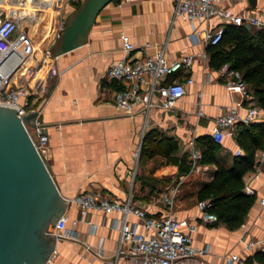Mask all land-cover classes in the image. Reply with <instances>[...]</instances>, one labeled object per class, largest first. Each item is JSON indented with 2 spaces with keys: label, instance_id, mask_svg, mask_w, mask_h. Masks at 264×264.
Returning a JSON list of instances; mask_svg holds the SVG:
<instances>
[{
  "label": "crops",
  "instance_id": "1",
  "mask_svg": "<svg viewBox=\"0 0 264 264\" xmlns=\"http://www.w3.org/2000/svg\"><path fill=\"white\" fill-rule=\"evenodd\" d=\"M174 1L110 0L97 13L84 43L58 54L50 69L42 62L30 82L37 79L35 106L48 134L40 153L63 196L98 190L124 199L131 193L132 203L145 208L148 214L165 212L161 192L168 183L179 181L173 213L182 219L183 229L189 231L194 244L210 245L203 264H223L226 254L240 253L247 258L255 251L242 249L241 235L264 236V204L259 201L264 195V171L253 166L243 174L256 197L239 226L231 228L225 222L201 218L198 190L213 177L216 163L200 161L197 168L191 169L188 139L194 137L202 151L206 142L196 137L210 134L214 117L231 103H238L241 95L227 86L226 75L209 62L210 53L202 35L205 28L219 19L192 23L183 20L174 16ZM225 2L236 11L249 9L264 17V0H256L255 5L249 0ZM47 19L45 30L34 37L36 42L41 36L44 47L56 27V17ZM37 22L31 21V32ZM193 25L198 30L196 38L190 37ZM122 31L136 45L135 55L151 54L160 48L169 58L192 55L191 64L175 74L183 80L187 76L193 80L185 81V92L173 109L153 106L129 115L115 106L114 93L119 81L109 78L106 70L125 54ZM153 127L173 136L176 148L150 156L139 153L136 158L134 150L141 146V133L144 135ZM239 128L238 123L236 133ZM238 145L235 137L225 136L216 152L218 159L230 165ZM188 164V170H180ZM63 213L67 227L74 228L79 236L58 239L44 264H103L113 257L119 234L118 211L92 209L86 219L79 220L77 205L67 202ZM119 264H124V260L120 259Z\"/></svg>",
  "mask_w": 264,
  "mask_h": 264
},
{
  "label": "built area",
  "instance_id": "2",
  "mask_svg": "<svg viewBox=\"0 0 264 264\" xmlns=\"http://www.w3.org/2000/svg\"><path fill=\"white\" fill-rule=\"evenodd\" d=\"M60 0H53L52 5ZM79 1V0H77ZM174 16L190 21L205 20L212 17L219 19L214 25L204 29L203 38L206 44L216 43L222 37L225 24L264 25V17L249 9L236 11L225 0H175ZM21 17L14 10H5L0 3V104L16 108L33 143L41 151L48 141V134L44 131L38 116L31 125L23 119V115L31 110H38L35 106L34 88L37 79L30 83L40 64L32 62L35 53L34 37L25 28L19 26ZM66 17H59L55 29L54 40L61 34ZM191 38L198 37V30L193 25ZM125 54L113 61L106 70L111 79L119 81V87L114 93L115 106L126 114L132 115L138 110L148 111L153 106L173 109L176 101L185 92V81H192L187 76L184 80L175 74L182 67L192 62L191 54H182L175 58L167 57L163 49L154 53L135 55L137 48L128 33H120ZM46 52H50L46 47ZM52 55V54H51ZM219 72L226 75V84L236 89L241 99L238 103H231L225 111L216 115L211 127V137L216 142H223L225 136H236L235 126L238 123H249L252 120H264V108L261 107L254 94L238 70L223 62L218 67ZM199 111H201L199 109ZM143 133H141V138ZM190 151V168L195 169L202 158V151L196 146L195 138L188 139ZM243 149L238 145L234 154H240ZM140 145L134 150L138 158ZM264 162V144L255 152L253 166L258 171ZM244 179V176H243ZM245 181V179H244ZM245 190L254 193L253 187L245 183ZM179 191V181L168 183L161 192V200L165 205V212L160 215L148 214L143 207L131 201V193L124 199H118L98 190H82L66 197L67 202H74L79 211V220L86 219L89 210H115L120 213L116 221L118 228V243L111 259L103 264H203V256L210 245H196L192 241L189 231L183 229V221L173 213V203ZM264 204V195L259 199ZM200 216L206 221H216L217 214L208 209L209 198L198 200ZM134 216V218H132ZM93 228V225H92ZM48 232L55 233L56 240L60 238L77 239L78 233L74 228L66 225V215L61 214L51 223ZM239 242L244 251H264V236L248 237L241 235ZM101 248L99 247L98 252ZM223 264H264L257 259L247 260L240 253H229L224 256Z\"/></svg>",
  "mask_w": 264,
  "mask_h": 264
},
{
  "label": "water",
  "instance_id": "3",
  "mask_svg": "<svg viewBox=\"0 0 264 264\" xmlns=\"http://www.w3.org/2000/svg\"><path fill=\"white\" fill-rule=\"evenodd\" d=\"M108 1L81 0L66 16L51 54L84 43ZM249 3L255 5L256 0ZM16 111L0 104V264H44L57 241L47 228L63 214L67 201ZM36 116L40 120L38 110H31L23 119L33 125Z\"/></svg>",
  "mask_w": 264,
  "mask_h": 264
},
{
  "label": "trees",
  "instance_id": "4",
  "mask_svg": "<svg viewBox=\"0 0 264 264\" xmlns=\"http://www.w3.org/2000/svg\"><path fill=\"white\" fill-rule=\"evenodd\" d=\"M81 1H76L77 8ZM52 5L51 0L37 4L36 9ZM209 62L219 67L228 62L230 67L240 72L249 90L254 94L258 104L264 108V25L225 24L222 37L216 43H208ZM236 140L243 152L235 154L230 165L222 163L216 152L220 143L211 135L203 134L196 139L205 140L202 150V162L214 161L216 169L213 177L198 190V198H209V210L217 214V220L225 222L229 227L239 226L245 219L250 207L255 201V193L245 190L243 174L255 163V152L264 144V120H252L249 123H239ZM177 146V140L157 128H150L142 137L140 154L150 156L157 152H170ZM175 159V158H174ZM181 166L180 170H188ZM255 258L264 262V251L255 250L247 259Z\"/></svg>",
  "mask_w": 264,
  "mask_h": 264
},
{
  "label": "rangeland",
  "instance_id": "5",
  "mask_svg": "<svg viewBox=\"0 0 264 264\" xmlns=\"http://www.w3.org/2000/svg\"><path fill=\"white\" fill-rule=\"evenodd\" d=\"M47 0H0L1 5L3 6V9H7L8 6L10 5H15L16 8H19L21 3L27 4V13H22L21 20H19V26L22 28H25L28 32H30L33 37H35L37 34L40 32L42 33L45 30V25H46V20L47 18L50 17L53 12H54V7L57 5L58 6V11L57 14L54 15L53 17H56V22H55V29L58 26V20L59 17H66L68 16L69 13L72 12V10L76 6V1L77 0H60L58 3H55L53 5L47 4L45 7H39L36 9L37 4L39 3V6L41 3L46 2ZM81 1V0H79ZM71 10V11H70ZM31 21H38L36 24V28L31 32L30 26H31ZM55 29L51 35L48 37L47 41V46L49 49L53 47L54 43V33ZM48 54V59L45 61L41 60V62H46V67L48 69L52 68L56 64V56L51 55L50 52H46ZM40 57L38 52H35L33 55V58ZM42 63V64H43Z\"/></svg>",
  "mask_w": 264,
  "mask_h": 264
},
{
  "label": "bare ground",
  "instance_id": "6",
  "mask_svg": "<svg viewBox=\"0 0 264 264\" xmlns=\"http://www.w3.org/2000/svg\"><path fill=\"white\" fill-rule=\"evenodd\" d=\"M21 1H23V0H21ZM57 8L58 7H54L55 10H54V12H53V14L51 16H54V15L57 14V11H58ZM27 9H28L27 8V4H23V2L21 3L19 8H16L15 5H10L7 8V10L16 11L19 14L20 17L23 16L22 13L28 14L27 13ZM35 26L32 29H34ZM34 45H35V52H38L40 57L32 58V62L36 63L37 65L40 64V66H41V64H42L41 60L44 61L45 59H48L47 58L48 54L46 53V47H44L45 46V40L41 36H39V39L36 42L34 41ZM40 66L37 68V70H36L35 74L33 75V77H31L30 82L35 77V75H36L38 69L40 68Z\"/></svg>",
  "mask_w": 264,
  "mask_h": 264
}]
</instances>
